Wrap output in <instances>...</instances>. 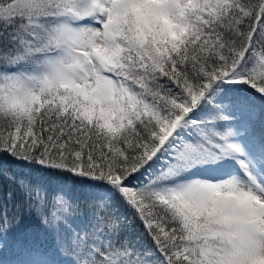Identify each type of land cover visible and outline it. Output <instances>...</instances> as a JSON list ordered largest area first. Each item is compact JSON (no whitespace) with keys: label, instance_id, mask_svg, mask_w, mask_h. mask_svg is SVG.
<instances>
[{"label":"snow or ice","instance_id":"1","mask_svg":"<svg viewBox=\"0 0 264 264\" xmlns=\"http://www.w3.org/2000/svg\"><path fill=\"white\" fill-rule=\"evenodd\" d=\"M0 253L264 264V0H0Z\"/></svg>","mask_w":264,"mask_h":264},{"label":"trees","instance_id":"2","mask_svg":"<svg viewBox=\"0 0 264 264\" xmlns=\"http://www.w3.org/2000/svg\"><path fill=\"white\" fill-rule=\"evenodd\" d=\"M2 163H3V167L10 171L22 172L25 170L22 165H19L16 161H13L10 158H4ZM0 257H2V253H0Z\"/></svg>","mask_w":264,"mask_h":264}]
</instances>
